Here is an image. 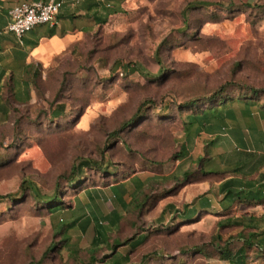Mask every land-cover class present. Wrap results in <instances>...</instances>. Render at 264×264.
Masks as SVG:
<instances>
[{
  "label": "rangeland",
  "instance_id": "1",
  "mask_svg": "<svg viewBox=\"0 0 264 264\" xmlns=\"http://www.w3.org/2000/svg\"><path fill=\"white\" fill-rule=\"evenodd\" d=\"M202 2L212 6L190 7ZM114 8L122 11L88 32H76L67 46L31 62L29 69L23 65L16 98L5 91L11 111L0 125V196L11 197L0 202V264H110L127 249L102 247L91 263L92 225L85 232L79 225L66 231L78 251L59 254L50 248L61 240L60 220L94 223V214L110 224L113 210L123 217L108 235L111 245L142 232L147 236L123 264H208L191 250L210 245L216 235L226 240L237 232L219 228L220 220L264 211L241 206L192 221L159 220L168 204L182 210L197 197L214 194L236 166L260 182L264 112L246 118L232 104L235 121L193 138L184 160L174 155L186 143L178 118L185 103L228 84L264 90V0H120ZM126 66L138 71L127 74ZM56 111L62 115L53 119ZM215 135L210 156L218 173L199 175L191 160L203 155L204 143ZM84 160L91 167L83 169L74 187L68 185L63 176ZM186 170L191 172L186 180L172 178ZM141 173L155 176L150 200L143 211L126 214L109 186ZM55 192L63 210L50 215L44 201ZM238 246L231 244V252Z\"/></svg>",
  "mask_w": 264,
  "mask_h": 264
},
{
  "label": "trees",
  "instance_id": "2",
  "mask_svg": "<svg viewBox=\"0 0 264 264\" xmlns=\"http://www.w3.org/2000/svg\"><path fill=\"white\" fill-rule=\"evenodd\" d=\"M37 1V0H36ZM46 1V0H45ZM21 3H29V1L23 0ZM85 6H81L77 11H83V15L75 16L70 15L68 17L70 22L74 20H80L82 23L80 32H88L93 26H99L104 24L109 16L120 13V8H114V4L119 5L120 0H87ZM114 3V4H112ZM112 4V5H111ZM200 6H212L207 2L195 3L190 7ZM86 23V25H85ZM89 23L90 25H88ZM47 26L48 31L45 33V37L50 38L56 33V27L49 25H42L39 27ZM36 29V28H35ZM61 36V33H58ZM34 43L33 45H36ZM125 71L127 74L135 73L138 71L136 66L130 68L126 66ZM232 84H228L225 88H221L214 95L205 97L202 99L191 100L185 103L178 112V118L184 131L185 145L181 144L178 152L174 155V160H184L190 149L186 148L187 144H191L192 139L199 137L201 133L213 134L214 126L218 128L227 127V122L235 121L234 111L231 107L232 104L240 108L243 116L250 117L254 112H264V99L261 94H264V90L260 91L255 88H243L241 86L234 87ZM228 89H233V95L227 94ZM4 112L1 114L0 125H3L9 119L10 107L9 103L3 105ZM62 115L60 111L53 112V119H57ZM19 120V119H18ZM17 119L12 124V129L15 131L17 128ZM132 122L124 126L126 129ZM236 131V130H235ZM238 131V129H237ZM217 140V135L203 145V155L197 156L191 160V165H196L197 173L199 175L215 174L212 169L214 158L210 156V148L213 147L214 142ZM93 166L100 172L105 171L98 163H92ZM153 167L159 164H151ZM91 167L89 160L82 161L78 166L72 165L70 171L63 177L68 182V185L74 187L79 179L83 176V169ZM264 166L258 167L262 168ZM255 171V170H254ZM253 171V172H254ZM112 175V174H111ZM110 175V177H112ZM191 172L186 170L179 175L174 174L172 178L175 181L180 179L186 180L190 177ZM260 182L256 183L254 180L247 179L241 166H236L233 169V175L228 179L223 180L218 186L216 192L212 191L197 197L193 202L185 204L182 210H176L173 205L168 204L161 212L159 217L160 221L169 218L172 223H179L183 221H192L198 218L201 214H221L227 215L231 213L234 207L239 208L245 206L246 208L263 207L264 208V170L260 173ZM116 181V180H115ZM125 181V182H124ZM155 176L150 173L134 174L123 179V182L110 185L109 189L116 202L121 207L122 212L126 214H137L143 211L148 205L150 200L147 192L150 191L153 182H155ZM130 183L132 188L129 190L127 184ZM34 197L41 199V195L35 190L31 189ZM84 193L91 194L88 190H83ZM10 195L0 196V202L5 199H10ZM218 197H221L218 199ZM48 204L47 212L50 215L57 214L63 210V206L60 204L59 197L54 195L44 201ZM111 225L102 223L94 214L93 220L86 219L85 221H79V219L72 222L65 223L62 220L57 224L58 235L61 236L60 242L54 244L50 250L57 251L59 254H72L78 251L77 246H71L68 242V238L65 233L69 229L75 228L79 225L82 232H85L91 225L93 235L91 237L90 245L88 247V253L90 255L91 263L94 262L95 253L102 247H106L113 252V249L119 247H125L126 253L119 259L115 258L110 264H123L122 261H129V253L132 250L140 247L146 239V235L142 232L137 234L134 238L127 240L124 244L115 241L113 245L109 243L108 235L114 230L119 222L122 220L123 215L113 210L111 213ZM219 228H235L237 232L232 236H229L226 240H223L222 236L216 235L211 244L208 246L196 247L191 251H195L196 254L202 255L208 264H264V211L260 214L255 212H246L240 216H228L227 218L220 220L218 223ZM163 230H167L166 227ZM238 243L239 246L234 253L231 252L230 245Z\"/></svg>",
  "mask_w": 264,
  "mask_h": 264
},
{
  "label": "crops",
  "instance_id": "3",
  "mask_svg": "<svg viewBox=\"0 0 264 264\" xmlns=\"http://www.w3.org/2000/svg\"><path fill=\"white\" fill-rule=\"evenodd\" d=\"M21 1L23 0H0V118L4 112L3 105L6 103L11 104L10 101L4 98L5 91L9 90L11 96L16 98V94L19 88H21L23 65L29 69L31 62L38 61L45 55H53L56 51H60L62 47L70 43L72 35L82 27H79V24L82 22L77 19L70 22L68 17L73 14L75 16L83 15L84 12L81 9L80 11L77 10L81 6H85L87 0H55L61 3L57 22L54 26L57 28V35L47 38L45 37V33L48 31V28L40 31L34 29L19 40L7 31V12ZM26 1L36 2V0ZM58 33H61V36ZM36 42L37 44L33 45Z\"/></svg>",
  "mask_w": 264,
  "mask_h": 264
},
{
  "label": "built area",
  "instance_id": "4",
  "mask_svg": "<svg viewBox=\"0 0 264 264\" xmlns=\"http://www.w3.org/2000/svg\"><path fill=\"white\" fill-rule=\"evenodd\" d=\"M61 3L55 0L21 3L7 12V31L21 40L42 25L55 26Z\"/></svg>",
  "mask_w": 264,
  "mask_h": 264
}]
</instances>
